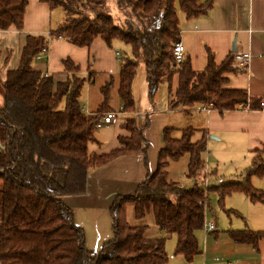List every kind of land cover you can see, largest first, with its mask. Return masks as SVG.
Returning <instances> with one entry per match:
<instances>
[{
  "label": "trees",
  "instance_id": "trees-1",
  "mask_svg": "<svg viewBox=\"0 0 264 264\" xmlns=\"http://www.w3.org/2000/svg\"><path fill=\"white\" fill-rule=\"evenodd\" d=\"M60 7L65 18L46 36L28 35L19 66L9 70L4 81L0 106V264H167L166 243L176 237L175 256L192 262L201 254L198 234L205 226L207 194L215 191L220 203L235 194H245L252 204H264V190L253 185V178L264 179V146L253 153L250 166L236 180H224L209 186L216 171H205L207 131L194 141L193 127L164 129V148L155 172L150 173L149 143L144 137L150 122L130 118L136 103L133 83L140 64L144 65L149 95L154 100L160 85H166L169 109H181L191 115L207 108L225 114L259 101L245 90L227 87L228 75L235 68V52L217 64L208 50L203 71L192 69L190 58L175 62L173 51L181 40L180 11L187 20L208 16L213 0H43ZM110 2L121 14L115 18ZM28 0H0V30H23ZM100 37L109 47L120 42L126 47L121 63L119 96L122 101V128L119 147L96 154V118L84 111L82 97L94 72L82 76L79 67L66 59L64 72L49 75L36 70L34 61L49 50L52 40H64L77 47H89ZM128 51V52H127ZM110 84L102 90L109 95ZM107 103V102H106ZM109 112L102 107L100 114ZM104 115V114H103ZM181 132L180 137L174 134ZM141 155L148 171L146 180L134 195L118 196L112 202L113 238L101 250L86 247L84 229L74 220L65 198L84 196L90 172L126 157ZM189 155L188 172L183 180L169 181L168 167ZM136 219L152 214L163 237L146 236V226L131 225L128 211ZM242 218L235 210H226ZM238 245L258 246L264 232L235 230L228 232Z\"/></svg>",
  "mask_w": 264,
  "mask_h": 264
},
{
  "label": "crops",
  "instance_id": "crops-1",
  "mask_svg": "<svg viewBox=\"0 0 264 264\" xmlns=\"http://www.w3.org/2000/svg\"><path fill=\"white\" fill-rule=\"evenodd\" d=\"M207 1L201 0V3ZM179 15L180 41L185 47V56L190 58L193 70L203 71L207 67L208 50L213 53L217 64H221L234 52L249 53L252 56L247 69L228 75L227 87L247 91L252 100L259 101V105L257 110L246 107L223 115L217 111L199 109L187 115L181 109H169L167 88H159L154 100L150 95L147 98H136L133 89L136 111L129 115L130 118L143 121L148 117L150 122L144 132V137L149 143V171L153 173L157 169L159 153L165 146L164 129H183V122L187 118L186 124L192 123L190 127L197 130L194 141L202 138V131L206 130L208 133L206 152L202 155L206 171L217 172L214 169L230 161L219 158L225 151L226 156L232 160L237 155L242 156V162L236 169V174L240 177L250 166L253 153L264 146V107L260 106L264 103V0H213V8L208 16L187 20L183 12L180 11ZM63 17L65 15L60 7L52 8L43 0H28L23 30H0V80L4 81L7 72L19 66L26 37L46 36L51 29L62 23ZM115 44H118V47ZM125 50L126 47L122 43L116 42L113 47H109L100 37L89 47H77L58 39L50 42L47 56L43 60L34 61L33 64L36 70L43 73L59 75L65 69L63 62L71 59L79 67L82 76L88 77L90 70L94 72L93 82L86 85L82 97L85 113L90 118L99 119L107 113H99L106 104L109 112L118 115L114 124L97 130L95 136L100 145L92 146V151L96 154L109 153L118 148V137L129 135L121 126L125 114L121 112L122 101L119 96L122 62L117 55ZM109 84L106 101L102 89ZM1 98L3 99L0 95V101ZM158 103L160 107L157 110ZM175 134L181 136L179 131ZM188 163L189 155L178 161H171L167 170L168 180L176 182L182 179L188 172ZM232 174H226L225 177ZM147 175L148 171L141 155L122 158L107 167L90 172L86 195L65 198L66 204L74 212L75 223L85 231L86 247L89 250L99 251L113 238L110 215L112 202L118 196L134 195L138 185L146 180ZM252 182L257 189L264 190V179L254 177ZM229 199L231 200L223 209L230 222L232 218L237 220L238 216L226 213V209L238 211L246 217L241 218L246 221V227L236 224L234 229L249 228L252 231L264 232V204H252L242 193H235L229 196ZM216 228L213 232L205 231L202 246L200 235H203L204 230L198 234L201 254L197 256L200 261L196 264H264V237L257 247L238 245L228 234L229 231L235 230L220 231L217 225ZM173 264L186 263L178 259Z\"/></svg>",
  "mask_w": 264,
  "mask_h": 264
},
{
  "label": "rangeland",
  "instance_id": "rangeland-1",
  "mask_svg": "<svg viewBox=\"0 0 264 264\" xmlns=\"http://www.w3.org/2000/svg\"><path fill=\"white\" fill-rule=\"evenodd\" d=\"M110 5H111L112 15L115 18H119V17L122 18L121 14L117 11L116 7L113 6V2H110ZM62 11H63V9H62ZM64 15H65V13H64ZM63 18H65V17H63ZM62 20H64V19H62ZM115 45H116V47H118V44H115ZM123 46H125V45H123ZM124 54L125 53L120 54V57H119L120 62H122ZM133 89H134V93L136 95V98L138 97V99H142L144 97L145 98L149 97L148 86H147V82H146V73H145V69H144L143 64H140L138 67L136 78H135V81L133 84ZM0 95L3 97V88L1 86V84H0ZM2 103H3V99L1 98L0 106ZM159 107H160V103L157 104L156 109L158 110ZM183 115H185V114H183ZM187 122H188V119L185 118V120L183 122V128H186L187 126H191L192 123L186 124ZM175 136L178 137V134H175ZM219 158L222 160H230V161L227 163H222L219 168L214 169V170H217V176L214 175L213 177L208 179L207 182H208L209 186H216L219 183L223 182L224 180H236L239 178L238 175L236 174V169L238 168V166L242 162V156L240 157L237 155L236 157L233 158L234 160H232L228 156H226L225 151H224L219 156ZM237 161H239V162H237ZM205 171H206V166H205ZM229 173H233V174L228 175L229 177H225L226 174H229ZM221 177H224V179ZM183 179H184V177H182V179H180V180H183ZM182 182L186 183V185H190V183L187 180H183ZM232 199H234V198H232ZM229 200H231V199H229V197H227L224 200L223 206L226 207V204ZM207 202H208V207H207L206 216H205V223L206 224L214 222V223H216V225L218 226L220 231L228 230V229L237 230V229H234V226H236V224H240L241 226H243V225L245 226L246 221L244 222V220H241V217H239V218L237 217V220L232 218L231 222H230V218H228L225 215V211L223 209L222 203H220L219 196L215 191H211L207 194ZM242 217H244V219L246 218L244 215H242ZM128 222L131 225L146 226L147 227L146 236H148V237H163V236H165L163 231H161V229L155 224L152 214H148L144 219L139 220V219H136L134 217L132 209H129V211H128ZM203 230H204L203 235H200L201 246L203 244V236H204V234H206L205 229H203ZM176 241L177 240H176L175 236H170L167 240L166 251L168 252L169 256H172L167 264H173L175 261H178V259H182L183 261H185L186 264H196L200 261L199 257L195 258L193 260V262H188L182 256H174Z\"/></svg>",
  "mask_w": 264,
  "mask_h": 264
},
{
  "label": "built area",
  "instance_id": "built-area-1",
  "mask_svg": "<svg viewBox=\"0 0 264 264\" xmlns=\"http://www.w3.org/2000/svg\"><path fill=\"white\" fill-rule=\"evenodd\" d=\"M48 51L49 50L44 49L41 52V54L37 56L36 60L37 61L43 60L47 56ZM117 55L120 56V53H117ZM173 56L177 64H180L184 61L186 57L185 47L181 41L176 43L174 47V51H173ZM251 59H252V56L249 53H236L233 66L235 68L245 70L249 67ZM166 88H167L166 85L164 84L160 85V89H166ZM260 106L264 107V103H261ZM248 108L250 109V106ZM202 110L208 111L207 108H202ZM117 118H118L117 113L107 112L101 118H99V120L97 121V127L101 128L105 125L114 124ZM204 229L206 232H213L217 230L216 225L214 223L205 224Z\"/></svg>",
  "mask_w": 264,
  "mask_h": 264
},
{
  "label": "water",
  "instance_id": "water-1",
  "mask_svg": "<svg viewBox=\"0 0 264 264\" xmlns=\"http://www.w3.org/2000/svg\"><path fill=\"white\" fill-rule=\"evenodd\" d=\"M233 51H235V48L233 47Z\"/></svg>",
  "mask_w": 264,
  "mask_h": 264
}]
</instances>
